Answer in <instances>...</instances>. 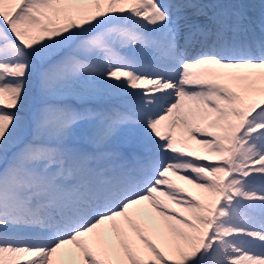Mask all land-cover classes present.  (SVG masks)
Returning <instances> with one entry per match:
<instances>
[{"label":"snow or ice","instance_id":"1","mask_svg":"<svg viewBox=\"0 0 264 264\" xmlns=\"http://www.w3.org/2000/svg\"><path fill=\"white\" fill-rule=\"evenodd\" d=\"M0 264H264V0H0Z\"/></svg>","mask_w":264,"mask_h":264},{"label":"rangeland","instance_id":"2","mask_svg":"<svg viewBox=\"0 0 264 264\" xmlns=\"http://www.w3.org/2000/svg\"><path fill=\"white\" fill-rule=\"evenodd\" d=\"M172 179L174 181H176L178 184H180L182 187H184L186 191H189L192 194H195L197 192V190L193 189L190 185H186L182 181H177L175 177H172ZM173 207H175V206H173ZM176 210L179 211V209H176Z\"/></svg>","mask_w":264,"mask_h":264}]
</instances>
